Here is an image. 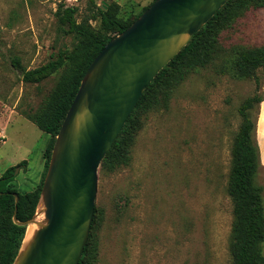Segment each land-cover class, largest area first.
Masks as SVG:
<instances>
[{"label": "rangeland", "instance_id": "374dc122", "mask_svg": "<svg viewBox=\"0 0 264 264\" xmlns=\"http://www.w3.org/2000/svg\"><path fill=\"white\" fill-rule=\"evenodd\" d=\"M110 1L119 4L120 17L131 20L152 0H96ZM59 3L77 6L78 21L90 6L89 0H0V176L26 160L15 168L21 192L41 183L49 140L27 114L55 91L69 66L29 83L14 62L34 68L58 49L72 47L75 38L57 29ZM89 25L112 36L97 21ZM218 39L219 55L188 71L145 116L130 162L103 171L99 165L94 264L231 263L233 140L242 122L239 106L256 93L255 80L237 74L233 56L240 48L264 45V7L234 14L221 25ZM249 111L256 121L257 105ZM256 179L264 186V170Z\"/></svg>", "mask_w": 264, "mask_h": 264}, {"label": "trees", "instance_id": "16d2710c", "mask_svg": "<svg viewBox=\"0 0 264 264\" xmlns=\"http://www.w3.org/2000/svg\"><path fill=\"white\" fill-rule=\"evenodd\" d=\"M154 0L151 1V3ZM90 6L85 17L78 21V7L59 3L55 16L58 32L75 38L71 48H60L49 60L34 67H21V80L39 83L61 67H69L58 80L55 91L50 93L30 119L40 130L49 135L48 143L42 152L45 172L39 186L21 192L15 183L16 166L27 165L22 160L8 167L0 176V264H12L25 234V225L15 223L14 209L19 221L32 217L47 171L55 136L74 98L81 78L96 54L115 34L124 30L136 19L127 20L118 15L119 4L115 1L97 4L89 0ZM264 7V0H227L216 13L193 35L188 43L156 74L142 92L136 105L127 117L110 149L100 162V170H112L127 165L131 159L134 143L143 119L148 112L158 109L169 96L172 88L190 70L203 66L219 55L218 31L222 24L227 25L243 9ZM89 20L97 21L101 29L112 36L105 37L91 28ZM237 74L252 77L256 82V93L244 99L239 106L242 122L234 136V163L229 174L228 191L233 199V220L231 227L230 264H264V186L256 177L263 169L260 162L259 146L255 137L256 121L250 117L249 109L264 100L262 81L264 79V45L240 48L233 56ZM261 89V90H260ZM261 92H258V91ZM15 195L18 201H15ZM98 212L94 208L89 236L78 264H94L98 242L95 228Z\"/></svg>", "mask_w": 264, "mask_h": 264}, {"label": "water", "instance_id": "95a60500", "mask_svg": "<svg viewBox=\"0 0 264 264\" xmlns=\"http://www.w3.org/2000/svg\"><path fill=\"white\" fill-rule=\"evenodd\" d=\"M226 2L154 0L96 54L55 136L32 217L19 221L14 209V222L25 229L43 218L12 264H78L101 160L146 86Z\"/></svg>", "mask_w": 264, "mask_h": 264}, {"label": "crops", "instance_id": "0c3cea01", "mask_svg": "<svg viewBox=\"0 0 264 264\" xmlns=\"http://www.w3.org/2000/svg\"><path fill=\"white\" fill-rule=\"evenodd\" d=\"M262 90L264 91V79L262 81ZM255 137L259 146L260 162L263 168L262 170H264V100H262L259 104V114L256 120Z\"/></svg>", "mask_w": 264, "mask_h": 264}, {"label": "bare ground", "instance_id": "6f19581e", "mask_svg": "<svg viewBox=\"0 0 264 264\" xmlns=\"http://www.w3.org/2000/svg\"><path fill=\"white\" fill-rule=\"evenodd\" d=\"M42 218H43L42 214L36 215L35 220L28 225L27 229H25L23 246L28 241V239L32 236L33 232L38 228V222H41Z\"/></svg>", "mask_w": 264, "mask_h": 264}]
</instances>
